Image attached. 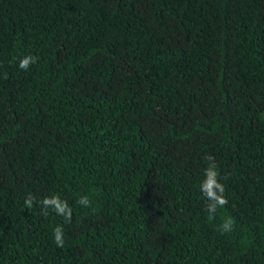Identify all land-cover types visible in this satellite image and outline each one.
Listing matches in <instances>:
<instances>
[{
	"label": "trees",
	"instance_id": "obj_1",
	"mask_svg": "<svg viewBox=\"0 0 264 264\" xmlns=\"http://www.w3.org/2000/svg\"><path fill=\"white\" fill-rule=\"evenodd\" d=\"M0 264H264V0H0Z\"/></svg>",
	"mask_w": 264,
	"mask_h": 264
},
{
	"label": "clouds",
	"instance_id": "obj_2",
	"mask_svg": "<svg viewBox=\"0 0 264 264\" xmlns=\"http://www.w3.org/2000/svg\"><path fill=\"white\" fill-rule=\"evenodd\" d=\"M37 58L31 55L24 56L19 60V68L27 71L31 64L36 63ZM4 79H7V74L4 75ZM203 160L206 162V167L203 169L204 178L200 182V191L207 200L205 211L208 213L209 218L215 219L218 208H223L229 203L225 192V185L220 179V172L215 162V157L211 153H207L203 156ZM34 202V198L29 195L25 199V204L31 207ZM78 203L82 207H90L91 201L87 196H81ZM42 206L43 214L46 216L48 210H53L58 216H63L65 221L71 223L72 209L66 200L61 199L58 195L46 196L39 201ZM234 220L228 217L222 221L218 231L221 234L231 232L234 229ZM53 240L57 247L63 248L65 244L64 232L62 226H57L53 229Z\"/></svg>",
	"mask_w": 264,
	"mask_h": 264
}]
</instances>
